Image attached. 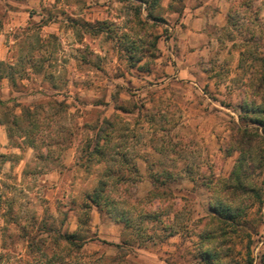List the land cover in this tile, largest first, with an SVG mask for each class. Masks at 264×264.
Returning <instances> with one entry per match:
<instances>
[{
	"label": "rangeland",
	"instance_id": "374dc122",
	"mask_svg": "<svg viewBox=\"0 0 264 264\" xmlns=\"http://www.w3.org/2000/svg\"><path fill=\"white\" fill-rule=\"evenodd\" d=\"M35 2L42 6L25 7ZM228 3L224 25L201 37L183 24V0H162L154 13L159 20L148 19L142 4L141 24L137 0H0V62L12 68V80L0 78V101L15 114L21 105L40 106L46 117L35 148L18 131L8 139L0 125V264H41L28 243L49 255L55 232L75 231L79 205L109 169L122 176L108 182L114 197L125 200L117 210L134 219L156 212L159 221H145L147 235L139 240L92 206L87 237L93 239L81 261L204 264L200 236L209 228L215 186L232 184L238 153L229 144L244 123L240 104L260 103L245 81L250 54L262 53L261 42L250 39L264 40V0ZM50 15L43 25L41 17ZM68 15L106 21L111 31L81 35L68 26ZM123 33L138 46L134 63ZM243 50L248 56L239 63ZM104 120L113 124L112 139L98 162L87 158L86 144ZM259 145L243 182L260 197L239 196L243 227L210 245L222 264H259L264 255V139ZM172 224L170 235L162 226Z\"/></svg>",
	"mask_w": 264,
	"mask_h": 264
},
{
	"label": "trees",
	"instance_id": "16d2710c",
	"mask_svg": "<svg viewBox=\"0 0 264 264\" xmlns=\"http://www.w3.org/2000/svg\"><path fill=\"white\" fill-rule=\"evenodd\" d=\"M140 5L137 7V23L141 24L140 18V8L142 4L144 5L143 10L146 11V17L152 20H159L155 16V11L160 7L162 0H137ZM41 17L43 25L47 24L50 21ZM65 20L69 23L68 26L73 30L80 31L81 35L92 34L99 35L102 33H107L110 30L109 23L106 21L96 20L94 22H89L87 20H77L76 18L68 15ZM264 29V25H263ZM258 33H261L259 31ZM260 35V34H259ZM52 38V35H49ZM123 43L126 48L129 50V55L127 56V61L130 63L135 62L134 53L137 52L138 46L134 41L127 40V34L123 33L122 35ZM55 39V36H54ZM121 40V38H119ZM263 36L253 37L251 43L255 46L261 42L262 53L257 55H252L251 63L252 68L250 69V74L245 81V84L252 91L254 96L260 97V103L251 102V103H242L240 104V111L243 114L240 117V120L244 121L245 124H251L249 127L243 123V126L239 125L231 133V142L230 149L238 153L236 164L232 173L229 176V179L232 181V184H226L225 182L221 184L218 188V185L215 186V194L210 198L209 209L210 218L207 221V231L202 237L200 243L203 246H207L205 249L200 251L201 260L204 264H222L221 257L218 252L212 250L210 245L214 241L222 240L225 241L228 239L232 233H237L242 227V217L243 210L235 205L239 196L248 194L254 198L260 197V192L258 188L244 184L243 178H247L248 168L251 167L253 163V158L251 157L252 151L260 147V142L264 139V40ZM248 43V42H247ZM142 44V43H141ZM144 45V44H143ZM153 46V42L147 43V47ZM246 46V44H244ZM131 50V51H130ZM246 52L241 51L239 57V63H244L246 61ZM248 53V52H247ZM42 59V58H41ZM140 58H137L139 60ZM28 62H31V58L27 59ZM136 60V61H137ZM30 66H34V63ZM11 66L6 65L3 62H0V78L7 77L9 80H12ZM22 76V75H21ZM42 111V107L38 106L35 109L21 105L20 113L15 114L11 112L10 107L0 101V117H3V121L0 120V125L6 127V133L8 139L12 140L14 137V132L18 131L19 135L22 137V140L25 141V145L30 148H35L37 137L44 127V119L46 117L40 118L39 112ZM23 124V126H22ZM113 130V124L109 120H104L103 124L98 128L95 135L91 138V143H87L86 147L88 149L87 158H95L96 161L100 162L106 158V149L111 143V131ZM115 157H121L122 160H125V154L121 153L120 150H117ZM114 158V156L112 157ZM250 160L249 167L245 166L246 161ZM110 161V159L108 160ZM168 175L169 172H167ZM105 177L97 181V185L92 190L91 193L85 195V201L79 205L78 209L80 210L77 227L74 232H59L56 231L55 236L52 238V248L50 249V254L48 255L44 250L33 249L32 244L28 243L29 251L39 252L38 260L41 264H84L81 261L80 251L84 244L88 241H91L93 237H87L88 233V222H89V211L92 206H94L99 212H104L109 217L113 218L114 221L120 222L123 224L124 228L127 230H134V233L130 237H136L141 240L147 231L143 228V223L145 221H159L158 214L156 212H143L139 214L135 219L130 217L126 211H118L117 206L124 203L125 200L122 198H115L113 195V186H109V180L117 178L116 180H121V175H119L118 170H107ZM218 189L219 193H218ZM230 192V194H229ZM223 197L220 199V197ZM4 215V214H3ZM2 215V216H3ZM163 229H174L172 225H163ZM170 230V231H171ZM173 230L170 232V235ZM153 236L148 234V239ZM45 240H42V244ZM121 243L127 245L129 241L124 239ZM113 245V244H112ZM117 248H120V245H114ZM36 260V258H34ZM259 264H264V255L261 257Z\"/></svg>",
	"mask_w": 264,
	"mask_h": 264
},
{
	"label": "crops",
	"instance_id": "0c3cea01",
	"mask_svg": "<svg viewBox=\"0 0 264 264\" xmlns=\"http://www.w3.org/2000/svg\"><path fill=\"white\" fill-rule=\"evenodd\" d=\"M30 2V1H29ZM182 21L189 28L200 31L201 37L206 35L210 26H222L226 14L230 10L228 0H183ZM42 4L39 2L27 3L25 7L37 9Z\"/></svg>",
	"mask_w": 264,
	"mask_h": 264
}]
</instances>
